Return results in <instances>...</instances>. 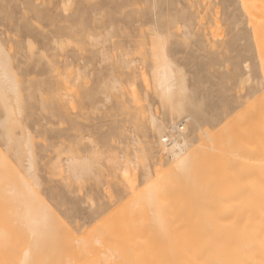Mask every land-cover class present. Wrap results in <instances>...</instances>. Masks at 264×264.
<instances>
[{
    "label": "rangeland",
    "instance_id": "obj_1",
    "mask_svg": "<svg viewBox=\"0 0 264 264\" xmlns=\"http://www.w3.org/2000/svg\"><path fill=\"white\" fill-rule=\"evenodd\" d=\"M83 4L0 0V49L11 68L10 76L0 71V149L77 239L130 214L139 225L133 240L158 263L162 239L142 221L143 199L175 184L155 206L177 216L193 210L199 193L177 186L180 174L162 152L178 114L190 128L199 122L192 160L231 164L223 171L233 169L237 181L258 182L257 127L247 128L256 133L248 130L236 161L223 150L264 93L258 45L242 0H92L90 19ZM217 18L225 30L214 40L208 26ZM164 63L170 93L156 83Z\"/></svg>",
    "mask_w": 264,
    "mask_h": 264
},
{
    "label": "bare ground",
    "instance_id": "obj_2",
    "mask_svg": "<svg viewBox=\"0 0 264 264\" xmlns=\"http://www.w3.org/2000/svg\"><path fill=\"white\" fill-rule=\"evenodd\" d=\"M242 3L251 40L258 45L264 77V0H242ZM90 5L93 6L92 0H84L88 19L93 11ZM100 19L98 14L97 21ZM208 29L214 40L225 30L219 18ZM0 71L5 76L11 75L8 58L1 49ZM172 73L166 63L160 64L156 72L157 86L166 93L171 91ZM257 104L252 108L255 116L249 110L254 116L249 113V119H255L254 125H250L248 118L249 126L234 125L228 142L223 143L224 147L233 141L231 151L228 145L223 149L231 158H236L232 162L241 155L243 139L251 136L252 131L258 137L264 136V93ZM181 117L178 114V121L173 119L166 136L161 137L162 152L169 153L172 169L180 174L178 181H185L175 182L177 186L192 187L199 193L191 203L193 210L182 209L177 216L170 209L155 206L157 200L167 201L172 188H177L175 184L160 185L143 199L142 221L162 239L155 248L162 256L158 263L148 255L151 248L145 247L149 249L145 250V257L143 246L133 240L134 228L139 225L130 214L111 221L90 238L77 239L74 231L56 217L35 184L0 149V264H173L175 255V264H264V143L260 146L262 168L257 170H261V178L256 177L259 183L240 182L233 177L235 173L231 176L233 169L223 171L229 164L206 167L204 161L192 160L191 138L198 131L199 122L193 119L195 127L190 128L189 119ZM248 130L251 134H247ZM213 148L219 150L218 145ZM221 149L220 144L218 152ZM221 173L225 174L224 178ZM249 191L254 194L251 192V196Z\"/></svg>",
    "mask_w": 264,
    "mask_h": 264
}]
</instances>
